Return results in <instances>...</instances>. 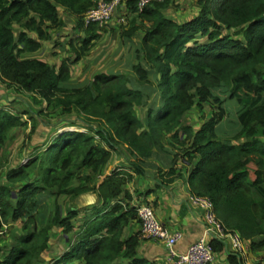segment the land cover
I'll list each match as a JSON object with an SVG mask.
<instances>
[{"label":"trees","instance_id":"16d2710c","mask_svg":"<svg viewBox=\"0 0 264 264\" xmlns=\"http://www.w3.org/2000/svg\"><path fill=\"white\" fill-rule=\"evenodd\" d=\"M98 1L0 0V82L41 105L37 112L19 113L0 101V155L17 129L30 124L31 140L49 134L26 162L3 175L0 228L21 226L9 245L2 246L0 236V264H41L56 228L68 236V248L54 264H152L138 254L140 231L126 235L130 224L139 222L132 195L123 189L133 174L117 168L100 184L95 181L122 146L136 157L131 169L137 174L145 173L140 162L157 148L180 146L167 182L180 175L178 160L192 165V193L210 197L225 226L250 250L264 252V0H196L198 13L182 21L165 13L173 0L142 11L139 0H123L128 21L120 25L122 40L133 42L143 30L131 54V74L99 73L73 86L72 66L107 29L108 23H84ZM61 9L77 17L85 35L68 43L74 58L57 64L33 54L64 27ZM223 93L239 104V128L226 137L217 131L228 113ZM206 105L214 109L200 128L184 121ZM72 114L74 123L62 119ZM54 116L64 122L53 133L40 129ZM70 124L86 131H59ZM90 191L99 193V206L63 213L59 197ZM50 197L53 212L38 213V224L37 210ZM210 242L216 254L224 252L222 240ZM226 253L225 264H244L241 253Z\"/></svg>","mask_w":264,"mask_h":264},{"label":"rangeland","instance_id":"374dc122","mask_svg":"<svg viewBox=\"0 0 264 264\" xmlns=\"http://www.w3.org/2000/svg\"><path fill=\"white\" fill-rule=\"evenodd\" d=\"M171 9L173 16H182V18L189 19L193 17V14L196 13L195 10L198 9L196 5V0H173L171 3ZM122 6V5H120ZM123 7L118 8L119 10L116 11L113 20H116L119 17H125L126 21H128L127 15L123 13L124 9L121 10ZM198 11V10H197ZM61 15L64 18L65 25L61 29L54 30V38L49 42H46L45 46L42 50L39 52L33 54L34 56L43 57L44 59H47L54 63H59L62 61L63 58H70L73 59L75 54L74 51L69 47V41L74 40L75 43H78L79 37L84 36L85 33L83 30L77 29V17L70 14L68 11H65L61 9ZM112 21V20H111ZM110 21V22H111ZM110 22L106 25L107 29H110ZM126 23V22H125ZM121 24H124L121 23ZM121 24H117L118 26L116 28H111L110 31L106 29V31L101 32L100 38H98L95 41L94 46L86 53V56L83 57L78 63L74 64L72 66V78H71V85L77 86V85H84L88 83L89 81L93 80L96 74L99 73H128L131 72V68L127 65L129 61L132 60L131 54L134 50V47L136 44H133L130 42L126 46V43L122 42V38L120 36V30H121ZM58 42L59 45L54 46L55 42ZM65 46V47H64ZM66 46H68L66 48ZM137 46V45H136ZM57 53L56 55L52 53ZM53 54V56H52ZM6 96L9 98H6ZM225 100V108L228 111L227 117L220 122V125L217 128V131L219 133L220 137H226L229 135H232L235 131L238 130V124H237V112L239 109V104L236 102V100H232L229 98L228 94L223 93L221 95ZM0 101L4 102V104L11 110L15 112L22 113L25 109H32L33 111L37 112L41 105L34 103L33 99L27 95L19 94L14 89H9L4 84H1L0 82ZM46 105V103H44ZM214 108H212L210 105H206L204 111L197 110L196 108L189 112L184 121L185 122H197L198 120H201V116L199 115V111L203 113V120H206L207 116H210ZM145 110H138V113L140 116L144 115ZM76 114L72 115H65L62 119L68 120L66 122H75L76 120ZM200 116V117H199ZM25 118L30 121L28 123H31V118L27 114L24 115ZM58 117V116H57ZM56 116L50 117V120L46 119L47 123L49 124H42L40 126V129H43L46 133H53L54 128L64 120L61 118H57ZM79 124V123H78ZM78 124H70L59 131H65V130H82L86 131V128H84L83 125ZM30 131V124L25 129H17L15 130L9 140L6 142V144L3 146V149L1 150L0 155V184L5 183L6 181L3 178V175L5 174V170L10 166H15L20 162H26L29 155L34 151L35 147L38 145H41L44 143L48 137L49 134L46 136L44 135L43 138H40L36 136L34 140H31L27 137V133ZM104 174L103 171L100 172V174L96 177V183L100 181L102 178L101 176ZM59 203L64 206L63 213L67 212L69 208L71 207H77L80 208L85 203V201L81 200L80 198H70L61 196L58 198ZM54 209V202L53 198H46L45 201L42 202V206L38 208V212L36 214L38 218V224L42 223V217L38 215L42 211H51L53 212ZM65 209V210H64ZM84 209V208H80ZM74 223L78 225L81 220L74 219ZM20 223H16L15 227L13 229H8L6 225H4L2 228H0V236L3 235V241L1 245H9L12 243L11 236L20 228ZM3 233V234H2ZM64 233L61 232V230H58L57 228L54 230L52 234V249H54L53 252H46L44 256L47 258L41 264H54L55 255H58L59 253H62L65 250V241L63 239ZM70 235V234H69ZM71 236V235H70ZM66 238L68 239V236L66 235ZM51 250V248H50ZM49 251V250H48ZM226 256V255H224Z\"/></svg>","mask_w":264,"mask_h":264},{"label":"crops","instance_id":"0c3cea01","mask_svg":"<svg viewBox=\"0 0 264 264\" xmlns=\"http://www.w3.org/2000/svg\"><path fill=\"white\" fill-rule=\"evenodd\" d=\"M171 5L165 10L166 15L179 21L184 20L185 18H182L181 15L173 16L171 13L172 10H170L172 8ZM120 7H123L121 10L124 9L123 13L127 15L124 4ZM197 10H195L194 13L197 14ZM117 21L118 18L110 22V29L116 28L118 26ZM110 29L108 31H110ZM141 36H143L142 29L133 39L134 44H139ZM122 42L124 41L122 40ZM133 42L131 43L133 44ZM45 44L46 42L44 43V46ZM128 44H130V42H127L126 46ZM129 64L130 61L127 63V65L129 66ZM128 74H131V72H128ZM199 115L201 116V120H198L197 122H189L193 124L195 129L200 128V126L205 121L202 119V116H204L203 113L199 111ZM208 117L209 116H207V118ZM219 125L220 123L217 125V128ZM235 132L232 135H234ZM179 148L180 146L178 145L176 147L166 145L165 149L157 148L151 157L140 162L145 170V173L137 174L131 169V163L133 160H136V157H134L126 147L122 146L121 149L113 155L111 161L101 169L104 174L101 176L102 178L100 181L97 182V185L100 184L107 175L111 174L113 170L117 168L128 169V171L133 174V179L125 184L123 189L132 195L133 201L131 203L136 205L139 200L148 202L151 204L158 219L163 223L166 229L170 231H181L182 238L176 243V248L179 251H184L188 245L197 240L203 234L205 229V221L203 211L192 206L188 200L189 196L192 194L189 185V174L192 165H187L183 163L182 160H178L176 162L178 167L177 171L180 172V175L174 178L173 181L167 182V180L170 179V177L167 175V171L174 166V156L175 153L179 151ZM75 198H80L81 200L85 201L83 205L86 206H82L80 208L88 207L92 209L95 206H99L101 203V198L97 191L86 192ZM74 208L77 207L74 206ZM139 228V222H132L127 228L126 235L135 231H139ZM63 235V239L66 240V247L64 250L66 251L68 248V239L66 238L65 234ZM52 240L53 239L51 237V250L49 249L47 253L54 251V249H52ZM224 246V252L216 254V260L213 264H225L226 256L224 255H227L226 252H234V250L230 248V241L228 242L227 246ZM62 253H59L55 256L58 257ZM138 254L141 257L147 258L152 264H169L168 248L165 240H148L141 237V243L138 247ZM241 255L243 256L244 264H258L260 262L264 263V252L250 250L249 243L246 241L245 249ZM56 257H54V259ZM45 259L47 258L43 255V261Z\"/></svg>","mask_w":264,"mask_h":264},{"label":"built area","instance_id":"2783aa9c","mask_svg":"<svg viewBox=\"0 0 264 264\" xmlns=\"http://www.w3.org/2000/svg\"><path fill=\"white\" fill-rule=\"evenodd\" d=\"M164 0H139L138 9L142 11L148 4L162 2ZM123 0H99L84 16L85 26L97 23L100 26L109 23ZM125 21L124 17L118 18V23ZM189 203L203 211L205 229L203 234L184 251L176 248V243L182 238L181 231H170L158 219L153 207L144 200H139L135 205L137 219L139 221L140 236L148 240H165L168 248L169 264H213L216 253L211 245L212 239H219L231 249L242 253L245 249V241L238 232L229 230L217 216L215 205L210 197L192 193Z\"/></svg>","mask_w":264,"mask_h":264},{"label":"clouds","instance_id":"9594fccd","mask_svg":"<svg viewBox=\"0 0 264 264\" xmlns=\"http://www.w3.org/2000/svg\"><path fill=\"white\" fill-rule=\"evenodd\" d=\"M125 18V17H124ZM126 22V18H125V21H124V23ZM123 23V22H122ZM118 24H121V23H118ZM71 130V129H70Z\"/></svg>","mask_w":264,"mask_h":264},{"label":"bare ground","instance_id":"6f19581e","mask_svg":"<svg viewBox=\"0 0 264 264\" xmlns=\"http://www.w3.org/2000/svg\"><path fill=\"white\" fill-rule=\"evenodd\" d=\"M120 5H122V4H120ZM119 7H120V6H119ZM119 7H118V8H119ZM117 10H118V9H117Z\"/></svg>","mask_w":264,"mask_h":264}]
</instances>
